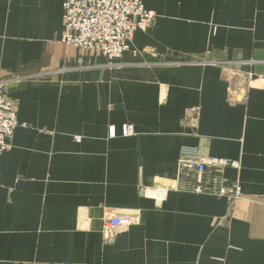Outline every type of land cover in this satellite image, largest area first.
I'll use <instances>...</instances> for the list:
<instances>
[{"label": "crops", "instance_id": "obj_1", "mask_svg": "<svg viewBox=\"0 0 264 264\" xmlns=\"http://www.w3.org/2000/svg\"><path fill=\"white\" fill-rule=\"evenodd\" d=\"M63 1L0 0V264H264V0H142L112 62L62 40ZM182 147L239 161L233 207L178 188Z\"/></svg>", "mask_w": 264, "mask_h": 264}, {"label": "built area", "instance_id": "obj_2", "mask_svg": "<svg viewBox=\"0 0 264 264\" xmlns=\"http://www.w3.org/2000/svg\"><path fill=\"white\" fill-rule=\"evenodd\" d=\"M62 7V40L77 48L98 51L111 62L129 49L135 31L151 27L156 16L153 10L145 8L142 0H64ZM18 125L16 105L8 95L5 81L0 80V152L8 147ZM132 132L130 125L122 127L123 135ZM239 166L238 160L204 156L193 147H182L178 188L225 198L233 207L242 197L241 185L237 179L227 178L225 170ZM135 222L136 218L129 215H111L104 219L101 230L110 234Z\"/></svg>", "mask_w": 264, "mask_h": 264}]
</instances>
